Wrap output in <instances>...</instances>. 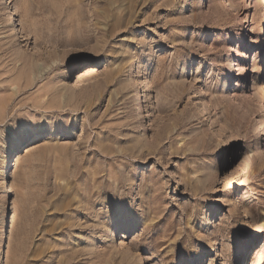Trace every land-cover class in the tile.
I'll use <instances>...</instances> for the list:
<instances>
[{"label": "rangeland", "instance_id": "374dc122", "mask_svg": "<svg viewBox=\"0 0 264 264\" xmlns=\"http://www.w3.org/2000/svg\"><path fill=\"white\" fill-rule=\"evenodd\" d=\"M1 1L0 264H264L253 0Z\"/></svg>", "mask_w": 264, "mask_h": 264}, {"label": "bare ground", "instance_id": "6f19581e", "mask_svg": "<svg viewBox=\"0 0 264 264\" xmlns=\"http://www.w3.org/2000/svg\"><path fill=\"white\" fill-rule=\"evenodd\" d=\"M4 2L8 3V0H2L1 1V3H4ZM253 2H254V5L252 6V3ZM253 2H251L248 5V7L245 8V11H247L248 8H251V7L254 8L255 7V12L253 14V20H252V22H251L250 19H248V12H247V16H245V19L242 20V22L244 24L247 23V22L249 23V26H248L249 28L247 27L245 29V31L246 32L249 31V33H250L248 39H249L251 48H253V47H259L260 43L262 41L264 42V39H263V37H264V26L262 28L259 27L260 20L258 19V14L259 13H258V10H257V7H258L257 2H258V0H253ZM263 2H264V0H263ZM227 3L231 5V9L234 8V10L237 11V13H239V11H240V8H239L240 0H227ZM217 7H218L219 10L225 9V5L221 1H218ZM261 20H264V5H263V12H262V15H261ZM250 22L253 23V26L251 28H250ZM263 56H264V50L260 51V53L257 56L254 57L255 59H254V63H253V69L255 70V73L252 76V81H253L254 87L258 84L259 80L263 76L262 74L264 73V66L262 64H260V62H259L260 59L262 60ZM253 69H252V71H253ZM98 71H99L98 64L89 65L88 67H86L84 70L81 71V73L79 74L78 78L80 80H89ZM247 79H248V76H247V73H246L245 74V77H244V83L245 84L247 83ZM226 84L229 85V82H226ZM249 85H250V82H249ZM149 98L150 97H148V99ZM22 143H24V142H22ZM22 143H20V144L22 145ZM22 148H23V146H20V145L18 147H15V148H12L11 147V149H9V151H8V153H7V155H6L5 158L7 160H9L10 158H12L14 156V154L16 152L22 151ZM226 163H228L229 166H230V164H231L230 159H227ZM10 211H11V208H10L9 205H7L6 206V209H5V214H4L5 222L3 221L2 241H3V239H5L6 232L9 229V226H10V221H11V215L9 213ZM112 240L113 241L116 240V242H118L117 241L118 240V237H116L115 232H113V238H112Z\"/></svg>", "mask_w": 264, "mask_h": 264}]
</instances>
